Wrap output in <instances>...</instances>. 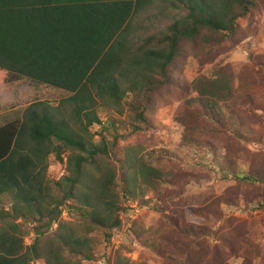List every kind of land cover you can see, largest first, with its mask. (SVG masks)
Listing matches in <instances>:
<instances>
[{"label":"trees","instance_id":"1","mask_svg":"<svg viewBox=\"0 0 264 264\" xmlns=\"http://www.w3.org/2000/svg\"><path fill=\"white\" fill-rule=\"evenodd\" d=\"M151 1L0 0V83L28 81L60 92L67 97L58 110L67 104L72 117L69 121L63 114L56 116L37 102L3 119L0 204L9 196L10 210L0 212V264H97L103 259L96 258V246L83 231L98 230L108 242L121 225L127 200L146 203L147 192L158 198L167 194L164 185L172 183V174L129 153L120 160L111 147L118 134L111 146L103 135L109 127L117 129V118L123 117V127L134 133L148 128V112L162 93L191 97L174 118L180 148H213L193 138L198 119L224 130L239 150L252 144L249 121H255L258 104L249 89L239 88L238 79L224 69L211 78L194 67L197 61L203 67L201 58L216 55L224 44L240 42V21L258 10L261 0H165L177 16L163 31L131 45L132 20ZM259 60L264 65V58ZM98 109L108 112L107 122L101 121ZM94 127L101 131L93 133ZM64 151H69L66 175L52 184L47 178L49 158L63 166ZM223 159V168L236 182L264 185V170L249 166L242 173L236 160ZM192 179L183 176L184 183ZM223 205L260 211L264 195L218 200L188 212L206 224L210 217L223 218ZM62 207L76 211L81 222H61L53 234H37L26 246L25 231L17 221L32 219L52 228ZM156 211L170 229L188 238L187 243L166 247L173 255H185L195 244L215 237L212 231ZM133 231L141 246L160 258L169 257L158 235ZM106 263L146 264L120 254Z\"/></svg>","mask_w":264,"mask_h":264},{"label":"rangeland","instance_id":"2","mask_svg":"<svg viewBox=\"0 0 264 264\" xmlns=\"http://www.w3.org/2000/svg\"><path fill=\"white\" fill-rule=\"evenodd\" d=\"M177 11L171 9L165 0H152L131 24V45H137L145 37L164 30ZM177 18V17H176ZM243 38L236 45L224 44L216 55L202 59L203 67L196 62L195 69L215 78L219 69L238 79L239 88L249 89L257 101L258 109L255 121H249L250 133L253 138L247 149H241L231 142L228 134L216 125L198 119L194 139L212 145L209 147L180 148L181 133L175 125V114L184 104H188L190 96L169 91L162 93V97L154 101L148 112L150 126L136 133L131 127H123V118H117L119 127L103 131L108 145H112L114 135L118 134L116 145L112 147L113 154H119L120 160L129 153L132 157L144 159L148 164L168 171L172 174L170 184L164 185L167 194L158 198L153 192H147L144 197L146 203L140 199H129L124 203L125 211L120 214L121 225L113 231L111 239L106 242L100 231H83V235L96 246V258H102L103 263L120 254L131 262L146 264H264V209L247 212L243 207H224L220 211L222 219L210 217L205 224L198 214L193 215L188 210H198L218 200H234L264 195V185L238 183L228 170L223 168L225 157L236 160L242 173L250 168L264 170V0L260 7L246 20L240 21ZM263 65V67L261 66ZM200 68V69H199ZM67 96L48 88L36 86L28 81H21L14 85L0 84V126L3 117H12L15 112L22 114L33 103L41 102L51 109L56 116L71 121L70 106L64 104L58 110V104ZM58 110V111H57ZM126 112V110H125ZM101 121L107 122L108 112L98 109ZM123 122V123H122ZM123 124V125H122ZM93 133L100 132V127L91 129ZM95 142L99 138L94 139ZM115 143V142H114ZM111 150V148H110ZM69 151L62 154L63 166L51 156L49 158L48 180L53 184L66 175V160ZM193 179L184 183L183 176ZM118 182V180H117ZM137 192L140 190L137 188ZM240 202H238V205ZM159 209L164 215L174 220L185 221L193 226L205 228L215 233L203 243L192 246L189 253L173 255L167 246H176L180 242L187 243L188 238L170 229L164 222ZM10 210V197L5 196L0 204V212ZM191 215H190V214ZM61 222L80 223L81 218L76 211L61 208L58 223L52 228L41 227L37 221L18 220L25 231L24 244L29 246L38 234L50 236ZM151 231L162 240L168 258L163 259L147 250L135 239L133 230ZM249 256L247 257V253ZM39 264V263H38ZM84 264H88L84 262ZM89 264H94L93 262Z\"/></svg>","mask_w":264,"mask_h":264},{"label":"built area","instance_id":"3","mask_svg":"<svg viewBox=\"0 0 264 264\" xmlns=\"http://www.w3.org/2000/svg\"><path fill=\"white\" fill-rule=\"evenodd\" d=\"M103 263V260H99L98 262H97V264H102Z\"/></svg>","mask_w":264,"mask_h":264},{"label":"crops","instance_id":"4","mask_svg":"<svg viewBox=\"0 0 264 264\" xmlns=\"http://www.w3.org/2000/svg\"><path fill=\"white\" fill-rule=\"evenodd\" d=\"M0 84H3V83H0ZM4 118V117H3Z\"/></svg>","mask_w":264,"mask_h":264}]
</instances>
